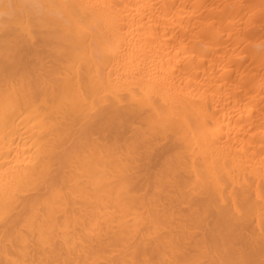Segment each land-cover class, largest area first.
Returning <instances> with one entry per match:
<instances>
[{
	"label": "bare ground",
	"instance_id": "1",
	"mask_svg": "<svg viewBox=\"0 0 264 264\" xmlns=\"http://www.w3.org/2000/svg\"><path fill=\"white\" fill-rule=\"evenodd\" d=\"M0 264H264V0H0Z\"/></svg>",
	"mask_w": 264,
	"mask_h": 264
}]
</instances>
